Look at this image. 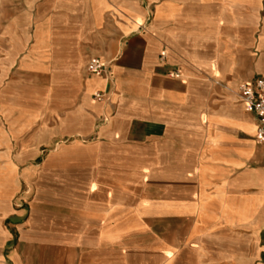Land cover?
<instances>
[{"label": "crops", "instance_id": "1", "mask_svg": "<svg viewBox=\"0 0 264 264\" xmlns=\"http://www.w3.org/2000/svg\"><path fill=\"white\" fill-rule=\"evenodd\" d=\"M258 79L264 0H0V264H126L157 221L264 264Z\"/></svg>", "mask_w": 264, "mask_h": 264}, {"label": "rangeland", "instance_id": "2", "mask_svg": "<svg viewBox=\"0 0 264 264\" xmlns=\"http://www.w3.org/2000/svg\"><path fill=\"white\" fill-rule=\"evenodd\" d=\"M169 232L172 237H166ZM166 247L174 253L170 260L159 254ZM125 251L126 264H205L201 244L187 237V230L181 222L153 223V234L144 230L140 235L126 238Z\"/></svg>", "mask_w": 264, "mask_h": 264}, {"label": "built area", "instance_id": "3", "mask_svg": "<svg viewBox=\"0 0 264 264\" xmlns=\"http://www.w3.org/2000/svg\"><path fill=\"white\" fill-rule=\"evenodd\" d=\"M163 58L165 56H162ZM90 74L98 77L109 76V64L101 62L99 59H93L87 67ZM239 95L243 103L254 114L257 121V136L264 142V79H258L252 86L242 85L239 87ZM103 93L95 95L97 101L105 100Z\"/></svg>", "mask_w": 264, "mask_h": 264}]
</instances>
